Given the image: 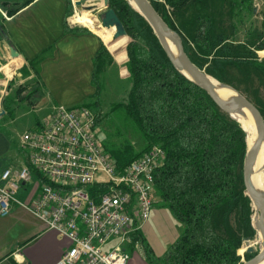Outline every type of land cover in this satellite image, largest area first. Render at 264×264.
<instances>
[{"label": "trees", "instance_id": "obj_1", "mask_svg": "<svg viewBox=\"0 0 264 264\" xmlns=\"http://www.w3.org/2000/svg\"><path fill=\"white\" fill-rule=\"evenodd\" d=\"M34 1L22 0L8 10V15H15ZM150 1L179 34L186 54L198 68L207 65V74L244 95L253 93L251 87L255 86L254 100L246 97L264 117L260 95L264 88V58L257 55L264 51V31L249 29L246 40H237L236 30L229 32L224 20L219 19L221 14H227L232 29H236L233 19L237 17L242 22L255 15L253 0ZM110 2L132 42L126 50L127 37L110 45L104 41L107 48L103 46L96 55L92 81L98 92L97 74L106 62L112 65L121 57L127 59L131 90L127 102L114 109L123 111L126 123L133 125L145 146L138 151L129 139L120 143L102 139V145L119 170L153 146H162L167 159L154 175L155 191L162 206L184 225L183 233L162 258L155 255L141 231L133 232V245H143L149 264H242L238 252L243 243L257 241L254 210L245 193L243 176L248 151L245 130L218 107L206 90L175 68L153 28L128 0ZM1 5L2 2V8ZM3 30L0 25V32ZM38 64L36 58L19 70L36 78L30 86L21 85L15 95L30 107L44 96ZM12 114L7 112V116ZM101 121L98 113L97 127ZM40 176L41 184L47 183ZM89 191L95 197L106 187L95 185ZM261 239L258 236V241ZM257 254L256 250L246 252L245 260Z\"/></svg>", "mask_w": 264, "mask_h": 264}, {"label": "built area", "instance_id": "obj_2", "mask_svg": "<svg viewBox=\"0 0 264 264\" xmlns=\"http://www.w3.org/2000/svg\"><path fill=\"white\" fill-rule=\"evenodd\" d=\"M69 24L78 23L69 19ZM21 146L34 171L47 180L37 183L32 213L71 242L60 264H128L126 247L141 227L134 224L148 221L154 208V175L166 164L164 148L155 145L119 170L102 145L94 112L65 105L54 106L37 127L25 131ZM31 178L29 167L4 171L0 216H9L16 203L23 206L18 192ZM95 185L106 191L93 197L89 189Z\"/></svg>", "mask_w": 264, "mask_h": 264}, {"label": "crops", "instance_id": "obj_3", "mask_svg": "<svg viewBox=\"0 0 264 264\" xmlns=\"http://www.w3.org/2000/svg\"><path fill=\"white\" fill-rule=\"evenodd\" d=\"M2 9L11 10L3 6ZM71 10L70 0H35L15 15L9 16L7 12V16L3 15V19H0V25L4 29L3 33L0 32V67H3L0 68V86L7 87L5 94H10V98L11 95H16L21 85H26L23 83L25 77L35 79L34 75H22L19 70L27 61L36 58L39 59L41 90L45 95L41 98V103L49 105L48 114L54 106L59 105L57 99L67 98L73 91L85 92L88 96L94 94L96 86L92 78L95 58L107 39L94 29L70 25L69 19L73 15ZM71 22L73 23L72 20ZM12 47L18 52V58L11 57ZM106 63L97 74L99 83L102 74L113 65ZM9 68L13 69V75ZM17 84L18 87L10 93L11 88ZM13 99L8 102L5 98L1 106L5 114L0 118V184L2 174L9 168L17 171L29 167L32 178L31 181L22 183L18 192V200L23 206L16 203L9 216H0V264H60L71 242L50 229L46 222L31 211L40 189L41 176L34 171L28 153L20 142L19 145L15 144L10 132L15 121L14 104L22 103L15 96ZM7 112L13 113L11 117L7 116ZM152 212H155L154 226L158 227L159 235L152 224V215L148 221L137 223L138 227L141 225L138 231H141L155 255L162 258L183 232L177 233V224L171 221L165 209L153 208ZM111 248L107 246L105 250L109 251ZM126 250L130 255L128 264H149L141 243H131Z\"/></svg>", "mask_w": 264, "mask_h": 264}, {"label": "rangeland", "instance_id": "obj_4", "mask_svg": "<svg viewBox=\"0 0 264 264\" xmlns=\"http://www.w3.org/2000/svg\"><path fill=\"white\" fill-rule=\"evenodd\" d=\"M12 2L15 3L16 1L21 2L22 0H0V2ZM15 1V2H14ZM74 4V3H73ZM72 4L71 0V6H72V16L70 20H72L76 15H94L98 22L103 21V19L108 15L109 10L105 8L104 6V1L103 0H89L86 3V7L89 6H96V9L93 10L92 12L85 13H79L78 10L75 8V6ZM111 5V2H110ZM253 5L254 9H256L255 15L244 18L242 22H238L239 19L236 17L233 19V23L236 26V29H232L231 27V22L230 18L228 17L227 14H221L219 16V19H223L225 24L227 25L226 27L229 29V32L235 31L236 30V37L237 40L244 41L246 40V33L249 31V29H260L264 31V0H253ZM13 5L8 6V9H13ZM111 9V7H110ZM112 10V9H111ZM255 11V10H254ZM7 16L6 10H3L0 7V19H3V13ZM74 12V13H73ZM5 17V16H4ZM73 23H75L73 21ZM230 23V24H229ZM74 26H80V24H76ZM83 26V25H81ZM85 27V26H83ZM103 28V27H102ZM104 29V28H103ZM92 30V29H91ZM104 33L100 34L103 36L105 39H113V33L110 31L104 29ZM129 43L132 42V39L128 36ZM127 50V48H126ZM109 51V50H108ZM263 52V51H260ZM257 52V55L260 58H264V54ZM113 56V55H112ZM114 57V56H113ZM107 64V63H106ZM5 65V64H4ZM3 65V66H4ZM128 61L125 57H121L115 61V64L112 65L111 68L107 70L105 74H102L101 76V83L98 82V86H100L99 91L97 92V88L95 89V92L93 95H86L87 93L81 92V91H73V94L70 95L67 98L61 97V100L57 99V104L61 105H67V106H75V107H87L89 108L92 112H94L95 115H98V113H101L102 115V121L100 123V126L98 127L99 129V136L101 139H105L114 143H120L124 139H129L135 146V148L138 151H141L144 149L145 143L142 138V136L134 129L133 125L126 123L124 113L123 111L117 109L115 110V106L117 104L121 103H126L128 100L129 92L131 90V81L128 78L129 77V72H128ZM0 68H3L2 66ZM208 66H203L201 70H203L205 73L207 72ZM24 75V74H22ZM209 75V74H208ZM211 76V75H209ZM214 78L213 76H211ZM35 78V77H33ZM26 80H24V84L26 85H31L35 82V79H29V77H25ZM29 79V80H28ZM215 79V78H214ZM34 80V81H33ZM217 80V79H215ZM218 81V80H217ZM19 84V83H18ZM17 85H14L11 88L10 93L14 91L17 87ZM226 85V84H225ZM230 86V85H228ZM232 87V86H230ZM7 87H1L0 86V97L8 99L9 101H13V97L15 95L10 94H5V91ZM79 88V87H78ZM234 88V87H232ZM236 90V89H235ZM251 90L253 93H248L247 95H244L242 91H238L240 94L243 96H249L251 100H254V94H255V86L254 88L251 87ZM5 94V96H2ZM260 95L263 98L262 101L264 102V88L261 87L260 89ZM45 96V95H44ZM16 113H15V121L13 122L12 126L13 128L10 129V132L12 133V136L14 138V142L16 145H19V142L21 143V137L23 136L24 132L29 130V129H34L39 125V123L47 116L49 112V105L42 104L41 100L38 105L35 107H29L27 103H18L14 104ZM4 110V108H2ZM3 116L1 110H0V118ZM10 122V121H8ZM120 132V133H119ZM27 154V153H26ZM28 155V154H27ZM158 197L155 191V203H154V209H165L169 213L171 221L175 222L177 224V233L179 234L180 232L184 231V225L178 221L175 220V218L172 216L170 213L169 209L162 206V204L158 201ZM253 207V205H252ZM254 210V209H253ZM255 213V210H254ZM152 224L153 226L155 225L154 223V216L155 212H152ZM254 215V214H253ZM253 222V221H252ZM155 231L159 235L158 227L154 226ZM246 242V241H245ZM243 243L242 247L240 250H242V253L238 252V254L242 257V264L246 262L245 260V253L247 252V247L246 243ZM261 243V244H258ZM257 243L250 241V244L253 245L254 249L256 251L261 250V246L264 247V238L259 240ZM131 245V244H130ZM128 247V246H127ZM126 247V248H127ZM127 252V250H126ZM128 253V252H127ZM129 254V253H128Z\"/></svg>", "mask_w": 264, "mask_h": 264}, {"label": "water", "instance_id": "obj_5", "mask_svg": "<svg viewBox=\"0 0 264 264\" xmlns=\"http://www.w3.org/2000/svg\"><path fill=\"white\" fill-rule=\"evenodd\" d=\"M88 1L89 0H73V3L79 13H82L84 11L92 12L93 10L96 9V6L86 7L85 5ZM103 1H104L105 8L109 10V13L111 12L113 13L116 22L121 26L124 32V34L120 36L128 37L126 30L123 24L121 23V21L119 20V18L117 17L116 13L114 12L113 9L112 10L110 9L111 7L110 0H103ZM128 1L134 7V9L137 10L146 19V21L150 24V26L153 28L155 34L157 35L170 61L181 74H183L186 78H188L192 82L202 87L204 90H206L208 95L218 105V107L224 113L236 119L239 123L240 121L236 118V116L238 115L244 116L245 110H248L250 114L252 115V117L254 118V121L257 127V141H256L255 146L252 149H249L248 143H247V133H246V143H247L248 151H247L246 159L244 162L243 176H244V184H245V193L251 199L253 209L255 210V208H257L252 217V221L254 224V228L257 232V242H258V232L261 230L262 232H264V224L261 220V213L264 209V197H262L259 193H257L254 190L252 183H251V174H252V168H253L254 160L257 156V153L261 149V147L264 145V117L263 115L261 114L257 106L250 99H248L246 96H243L239 92H238L237 97H228V98L223 97L222 98L218 96L216 89L214 88V86L211 84V82L208 79V77H211V76H209L203 70L198 68L190 60V58L185 52L181 37L176 31H174L168 26V24L163 20L162 16L156 11V9L154 8L150 0H133L136 6L131 2V0H128ZM10 5L15 6L17 5V3H12V2L2 3V6L4 7H8ZM255 12H256V9H255ZM102 22L103 24H106L107 26V23H109L110 20H107V18L105 17ZM168 42H171L174 45L175 51L171 50ZM129 45L130 43L126 42V48H128ZM10 51H11L12 58L19 57V54L16 51V49L12 47ZM2 103H3V98L0 97V110L2 114L4 115L5 111L1 107ZM257 201L259 202L257 203ZM256 205H258V207H256ZM245 243H246V246H248L247 252L253 253L255 249L253 245L250 244V240H246ZM263 251L264 250L261 249L254 258H252L249 261H246L243 264H256L257 260L260 257L264 256Z\"/></svg>", "mask_w": 264, "mask_h": 264}, {"label": "bare ground", "instance_id": "obj_6", "mask_svg": "<svg viewBox=\"0 0 264 264\" xmlns=\"http://www.w3.org/2000/svg\"><path fill=\"white\" fill-rule=\"evenodd\" d=\"M131 2L136 6L133 0H131ZM85 13H88V11H85ZM106 18L107 20H110V22L107 23V26L106 24H103V22L101 21H99L101 25L99 26V22L97 18L92 14L91 15L78 14L72 19V21L80 25H83L85 27H88L90 29H94L98 34H103L105 32L104 29L110 31L111 33H113V39L106 40L109 45L125 38L126 36H120V35H123L124 32L121 26L116 22L113 13L112 12L109 13V15L106 16ZM168 43L170 45L171 50L175 51L174 45L171 42H168ZM262 54H264V52H262ZM9 69H10L9 70L10 73L13 75L14 74L13 69L12 68H9ZM208 79L211 82V84L214 86V88L216 89L218 96L222 98L238 96V92L232 87L222 84L212 77H208ZM236 118L240 121V123L243 125L244 129L246 130L248 147L249 149H252L255 146L256 141H257V127L255 124L254 118L252 117V115L250 114L248 110H245L244 116L238 115L236 116ZM251 183H252L254 190L257 193H259L262 197H264V145L258 151L257 156L254 160L252 174H251ZM258 202L259 201H257V203ZM256 207H258V205H256ZM261 220L264 224V209L261 213ZM258 236L264 238V232H262V230L259 231ZM258 244H261V243H258ZM261 249L264 250V247L261 246ZM256 264H264V256L260 257L257 260Z\"/></svg>", "mask_w": 264, "mask_h": 264}]
</instances>
